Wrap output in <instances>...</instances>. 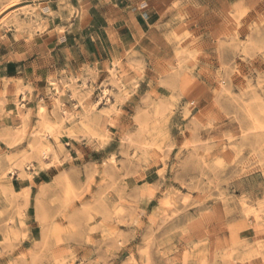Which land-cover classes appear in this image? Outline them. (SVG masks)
Segmentation results:
<instances>
[{
	"label": "rangeland",
	"instance_id": "obj_1",
	"mask_svg": "<svg viewBox=\"0 0 264 264\" xmlns=\"http://www.w3.org/2000/svg\"><path fill=\"white\" fill-rule=\"evenodd\" d=\"M57 1L92 64L0 92V264H264V0Z\"/></svg>",
	"mask_w": 264,
	"mask_h": 264
},
{
	"label": "crops",
	"instance_id": "obj_2",
	"mask_svg": "<svg viewBox=\"0 0 264 264\" xmlns=\"http://www.w3.org/2000/svg\"><path fill=\"white\" fill-rule=\"evenodd\" d=\"M39 5L34 12L35 16H39V18L34 17L33 14L30 24V29L33 32L30 44L37 46L36 52L31 55L30 59L21 58V54L15 53L8 60V67L2 76L10 81L5 84L0 76V92L13 95L17 90L16 81L19 79L29 80L28 82L35 84V78L51 72V68L56 66V62L58 64L60 62L62 67L73 68L76 74H79L81 65L89 62L92 64L89 56L90 52L94 51L87 43L82 45L78 32L72 31L71 27L74 23L70 21L69 16L65 15L61 2L57 0L43 1ZM39 24L43 25L42 29L38 28ZM15 29L10 27V30H5L7 33L3 36L4 39L10 35L18 40V33L14 31ZM3 41L5 40H0L1 43H4ZM11 44L18 45L20 43L12 40ZM93 55L96 56L97 53ZM3 58L4 56L0 55V62ZM35 85L38 86L37 83ZM13 118L18 120L16 116Z\"/></svg>",
	"mask_w": 264,
	"mask_h": 264
}]
</instances>
